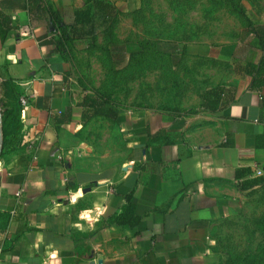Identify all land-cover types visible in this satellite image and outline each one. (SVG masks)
Returning <instances> with one entry per match:
<instances>
[{"label":"crops","instance_id":"obj_1","mask_svg":"<svg viewBox=\"0 0 264 264\" xmlns=\"http://www.w3.org/2000/svg\"><path fill=\"white\" fill-rule=\"evenodd\" d=\"M131 17L137 0H102ZM87 0H0V94L33 96L19 135L0 157V264H199L213 227L232 216L264 176V88L232 69L215 111L198 97L187 114L125 109L119 139L82 120L85 97L68 76L50 9L63 22ZM200 94V95H201ZM103 119V120H102ZM102 135L99 144L87 136ZM5 142V145H4ZM116 147V149H113ZM114 150V151H113ZM115 152V154H114ZM238 170H246L241 178ZM261 184L242 188L246 180ZM19 194V196H17ZM128 214L127 225L115 219Z\"/></svg>","mask_w":264,"mask_h":264},{"label":"rangeland","instance_id":"obj_2","mask_svg":"<svg viewBox=\"0 0 264 264\" xmlns=\"http://www.w3.org/2000/svg\"><path fill=\"white\" fill-rule=\"evenodd\" d=\"M137 4L131 17L121 23L114 18L112 30L97 29L89 40L80 34L70 36V23L64 25L68 76L83 93L97 96L116 111L171 109L182 114L200 96L207 75L224 77L231 69L243 74V66L262 55L247 26L248 21L264 24V0H137ZM17 95L15 86L3 84L0 118L16 109ZM94 118L100 117L90 114L86 122ZM102 128L118 143L112 126L98 120L91 126ZM86 138L96 145L102 135L89 133ZM212 240L199 264H264L263 184L232 216L215 224Z\"/></svg>","mask_w":264,"mask_h":264},{"label":"trees","instance_id":"obj_3","mask_svg":"<svg viewBox=\"0 0 264 264\" xmlns=\"http://www.w3.org/2000/svg\"><path fill=\"white\" fill-rule=\"evenodd\" d=\"M50 15L52 20V25L57 32V44L59 49L62 50L65 47V38L68 36L66 35V31L64 29L65 22L58 16L56 12L50 9ZM117 10L110 4L103 2L102 0H87L86 6L82 10L75 11L73 13V23L68 25L70 36L74 37L75 34H80V38L91 39L95 34L97 29H109L112 30L114 26V18L117 19L118 17ZM111 21V22H110ZM117 21V20H116ZM113 24V26H112ZM9 29L3 31L1 28V40H4L6 32ZM247 30L250 34H253L256 38L257 45L262 51V55L257 62H247L243 68L241 69V73L249 77L250 85L249 88L251 90L260 91L264 88V24L253 25L250 21H248ZM225 91L224 87H214L210 90L203 92L200 98V106L202 109L208 111H215L218 106L222 104L225 98ZM82 107L84 109L82 120L86 121L89 118V115H97L108 118L110 120H116L117 113L114 107H111L101 101L95 95H88L86 94L83 102ZM188 112H184L182 114H187ZM20 107L17 102L16 109L11 112H4L1 117V124L3 130L4 141L8 138V144L12 143L13 140L17 138L19 135V131L21 130L22 126L20 123ZM5 145V142H4ZM4 152L2 151L1 158L4 156ZM247 173L246 170H238L236 172V177L241 178ZM262 180L260 179H253V180H246L242 183V188L252 187L257 184H261ZM132 206L127 210V212L119 217H117L114 221L117 225H127L129 222L128 214L132 212Z\"/></svg>","mask_w":264,"mask_h":264},{"label":"built area","instance_id":"obj_4","mask_svg":"<svg viewBox=\"0 0 264 264\" xmlns=\"http://www.w3.org/2000/svg\"><path fill=\"white\" fill-rule=\"evenodd\" d=\"M32 97L33 96L27 95V94H22V95L17 97V102H18L19 107H20L19 119H20L21 123L24 122V120H25V110L28 107L29 101L32 99ZM0 121H1V118H0ZM252 175L255 177H263L264 172L261 168L255 167L253 169ZM17 196H19V194Z\"/></svg>","mask_w":264,"mask_h":264},{"label":"water","instance_id":"obj_5","mask_svg":"<svg viewBox=\"0 0 264 264\" xmlns=\"http://www.w3.org/2000/svg\"><path fill=\"white\" fill-rule=\"evenodd\" d=\"M3 140H4V136H3L2 124L0 121V157H1L2 151H3Z\"/></svg>","mask_w":264,"mask_h":264}]
</instances>
